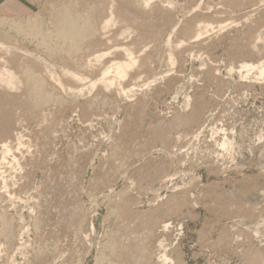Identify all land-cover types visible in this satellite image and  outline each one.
I'll return each instance as SVG.
<instances>
[{"label": "rangeland", "instance_id": "1", "mask_svg": "<svg viewBox=\"0 0 264 264\" xmlns=\"http://www.w3.org/2000/svg\"><path fill=\"white\" fill-rule=\"evenodd\" d=\"M0 18V264H264V0Z\"/></svg>", "mask_w": 264, "mask_h": 264}, {"label": "bare ground", "instance_id": "2", "mask_svg": "<svg viewBox=\"0 0 264 264\" xmlns=\"http://www.w3.org/2000/svg\"><path fill=\"white\" fill-rule=\"evenodd\" d=\"M66 12V10H65ZM5 19V20H4ZM78 20V19H77ZM5 21L6 18H0V22ZM14 20H10L9 22L13 23ZM4 22V23H5ZM3 23V24H4ZM18 24V23H17ZM16 24V25H17ZM14 25V24H13ZM16 27V26H15ZM34 27V26H33ZM32 27V28H33ZM35 28V27H34ZM40 28V27H39ZM57 32L59 33V36L63 38H70L71 40L75 41L76 39H81L84 36L90 35V27H85V26H78L75 18H70L68 14H63L60 17L59 24L57 25ZM199 34V33H198ZM117 67L120 69L121 74L125 73V69L127 67L126 63H120L117 64ZM108 85V84H107ZM30 94V93H29ZM41 101L34 102L36 105L39 104ZM5 147V146H4ZM7 151V150H6ZM6 154V152H5ZM3 156V155H2ZM5 157V156H4Z\"/></svg>", "mask_w": 264, "mask_h": 264}]
</instances>
